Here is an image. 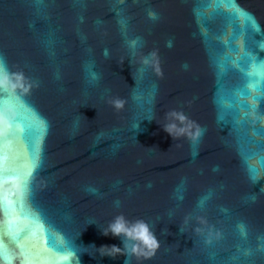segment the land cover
<instances>
[{"label": "snow or ice", "instance_id": "snow-or-ice-1", "mask_svg": "<svg viewBox=\"0 0 264 264\" xmlns=\"http://www.w3.org/2000/svg\"><path fill=\"white\" fill-rule=\"evenodd\" d=\"M235 9L247 16L251 26L256 28L250 14L238 7ZM3 70L4 64L0 62V72ZM245 75L249 82L242 96L251 97V102L245 100L243 103L241 122H251L255 118L264 125V115H256L258 103L264 105V58L256 60ZM0 93L7 97L0 98V112L6 108L15 110L14 115L10 112L5 122L0 124V264H13L16 259L20 264H77L74 249L53 233L48 222L33 206L32 186L41 155L40 144L29 141L34 126L28 117L35 116L34 110L19 93L7 88H0ZM39 124L40 134H46V122ZM21 142L26 144V148L19 147ZM260 163L264 167V157H261ZM256 171L251 168L250 174L254 176ZM6 186L8 191H5ZM203 205L202 200L198 206ZM239 231L242 236L246 234L243 225L239 226ZM5 234L13 248L3 245ZM22 240L25 242L21 243ZM50 250L62 255L52 258L48 255Z\"/></svg>", "mask_w": 264, "mask_h": 264}, {"label": "clouds", "instance_id": "clouds-1", "mask_svg": "<svg viewBox=\"0 0 264 264\" xmlns=\"http://www.w3.org/2000/svg\"><path fill=\"white\" fill-rule=\"evenodd\" d=\"M150 18H156L154 12L149 13ZM170 46V45H169ZM4 70L0 72V88L10 89L12 92L28 94L30 89L38 86L36 82L26 77L22 70L10 71L7 68L6 62ZM140 64L147 69L153 68L157 74L163 75L159 68V59L156 51L142 55ZM116 111L123 109L125 101L119 97L109 98L107 101ZM10 110L0 112V124L5 122ZM165 123L161 124L163 130L168 133L173 140L181 137H186L189 141L196 143L203 136V129L197 122L191 120L183 111L175 109L168 110L164 113ZM187 219L185 222H187ZM200 224H206L203 217H197ZM102 234L105 236L119 238L122 242V247L118 245H104L100 249H107V255L115 258L117 255H135L137 260L148 259L155 254L159 247V241L151 230L150 225L143 219L129 220L122 213L116 215L108 224L101 228ZM201 232V228L196 229Z\"/></svg>", "mask_w": 264, "mask_h": 264}]
</instances>
